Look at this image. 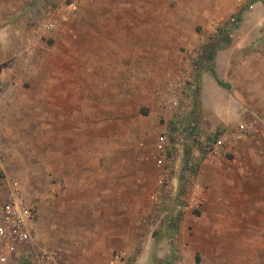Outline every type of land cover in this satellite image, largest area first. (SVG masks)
<instances>
[{
  "label": "rangeland",
  "instance_id": "rangeland-1",
  "mask_svg": "<svg viewBox=\"0 0 264 264\" xmlns=\"http://www.w3.org/2000/svg\"><path fill=\"white\" fill-rule=\"evenodd\" d=\"M2 1L8 15L0 16L1 63L11 68L10 79L20 83L10 82L14 95L0 99V112H10L18 129L26 126L21 129L24 135L8 138L7 152L12 179L24 185L37 212L32 239L38 226L50 244L86 240L87 246L96 245L106 254L107 264L124 249L114 241L122 219L128 225L127 264H133L147 237L168 247L178 241L180 223L188 220L184 242L193 264H264V130L252 133L244 123H235L222 131L240 126L246 139L235 147L232 142L218 157H208L206 144L221 132L214 128L202 136L206 119L199 108L204 74L215 80L214 72L234 101L264 87V0H84L74 15L68 14L69 0ZM48 10L55 11L56 30L27 56L23 43L28 30ZM112 37L120 41L122 37V43L117 50H103L100 46ZM104 55L111 57L110 80L97 68ZM79 64L86 72L92 65V75H97L95 81L86 77L82 98L73 103ZM136 71L143 73L142 85L131 80ZM179 74L188 81L172 117L179 125L176 137H171L173 153L164 160L155 144L170 115L161 109L166 106L168 83ZM4 84L0 90L7 87ZM62 90L63 99H57ZM53 112L65 114L57 119ZM57 121L68 130L64 137L70 146L49 151L52 171L47 172L42 143L44 137L57 138ZM259 123L264 125V116ZM47 125L49 134L44 136L42 128ZM189 125L197 134L194 140L185 135ZM23 140L28 143L21 146ZM73 146L81 153L90 150L94 158L82 159L81 153H73ZM121 146H129L128 190L111 195L106 189L112 184L101 177L120 173L118 167L115 172L106 166V157L112 158ZM58 151L61 159L69 153L70 167L61 177ZM205 161L219 162L218 193L201 183L199 172ZM187 162L197 168L191 180L186 179ZM141 174L143 181L131 180ZM81 175L97 179L83 182ZM209 209L221 213L216 221L219 230L207 231L203 213ZM249 220L255 231L245 227ZM42 261L46 259L32 252L11 264ZM163 264H172L171 257Z\"/></svg>",
  "mask_w": 264,
  "mask_h": 264
},
{
  "label": "crops",
  "instance_id": "crops-1",
  "mask_svg": "<svg viewBox=\"0 0 264 264\" xmlns=\"http://www.w3.org/2000/svg\"><path fill=\"white\" fill-rule=\"evenodd\" d=\"M6 15H8V12L4 7L3 1L0 0V16L6 17ZM101 48L104 49V46H102ZM110 58L111 57L104 55V58L101 59L102 61L101 64H103V66L101 64H98L99 66L97 67V68H100V71H99L100 75L104 76L105 79H108V80H110L113 77L112 67H109L111 65ZM132 67L133 66H131V68ZM128 68L129 66L127 67V69ZM10 69L11 68L8 67L6 64L1 63V58H0V84L6 83L4 84V86H7L3 90H0V99L2 97H8V98L13 97L14 93L12 92L13 89H11L12 87L10 85V82H13L15 84L14 86L19 85L20 83L16 78H14V80L10 79L11 74L9 73L13 74V72H11ZM92 69H95V68H93V66L90 65L88 68V72H86L82 64L78 65V70H77L78 76H76L77 79L74 80L75 82L73 83L72 94H71L73 103H75L76 101L79 102L81 100L82 98L81 94H82V91H84L83 90L84 86L86 85V77H88L89 79H92V77H94L93 81H95L96 79L95 76L97 74L92 75L93 74ZM14 74H16V76L18 75V73H16V70ZM134 75L131 76V80L132 81L135 80L136 84L141 83L140 85H142L144 82L143 73L136 71ZM4 81H7V82H4ZM226 88H228L227 85L225 84L224 86L219 85L216 82V80H214L212 77L207 76L206 74L202 76L200 80L199 108H200V111L205 115L204 118L206 119L205 122H203L201 125L202 136L203 135L208 136V134L212 132L214 128L218 129V131H220L221 133H227V132H232V131L238 132L239 131L238 127L240 126H236L230 131L228 130L225 132L222 131L223 129H226L235 123L237 124L244 123L250 129L249 131L250 132L252 131V133L259 132V131L263 132L264 125H261L259 122H260V118L264 116V87L263 88L255 87L254 89H251L253 91V94L250 95L249 98H243V97L237 98L235 99V101L232 100V97L229 95ZM63 90L61 92L60 91L57 92V99H63L65 95ZM137 95H138V91H137ZM204 99L206 101H204ZM216 104H217V111L215 109ZM161 112H166L165 107L161 109ZM64 114L65 112H53V116L55 115V118L57 119L63 118ZM48 115L49 114H46V117H45L46 119L49 117ZM11 120H12V116L10 112H0V154L4 157H7V159L5 158L6 160L5 175H7L9 178L12 179L14 173L11 171V169L9 168L10 166L8 164L9 158L11 157V154L7 152L10 149L9 146L7 145V144H10V142L8 141V138H10L12 134L17 135L16 133H20L24 135V132H21V129L25 128L26 126H21L18 129L16 127V123H13ZM96 129L97 128L94 127L91 130L94 135L97 132ZM66 131L68 130L65 129L64 123L57 121V124H56V132L58 134L57 138L54 139L53 136L47 137V138L44 137V141L42 143V150L45 152L46 155L44 156L45 159L43 160V165L47 172L52 171V161L50 158L51 154L49 153V151L52 150L54 146H57V150H60L61 145H63L66 148L70 146L69 144L70 140L68 141L67 139V142H66V138L64 137ZM107 132L108 131L105 129V133ZM73 133H74L73 141L75 140L77 141V138H75L76 133L74 132V129H73ZM82 133H86V131H83ZM42 134L44 136H47L49 134L48 125L42 128ZM245 135H241V137L238 140H236L235 143H233L232 145L235 147L241 144L243 142L242 140L246 139ZM4 137L7 138V141L3 140ZM20 143H21V146L22 145L24 146L25 145L24 143H28V141L25 142V140H23ZM73 145L75 144L73 143ZM72 149L75 155L76 153H81L82 151L81 150L79 152L78 149L75 150L74 146ZM120 149H121L120 152H116L114 155H112V158L106 157L107 159L106 166L114 168L115 172L118 171L117 170V167H118L120 173L119 174L110 173V174H106L101 177L102 179L108 181V183L112 184L108 189H106V192L110 193L111 195H115L116 193L123 195V193H126L128 190V183L130 180V176L127 174L129 171V164H130L128 155H127V151L129 152V146L127 147L121 146ZM59 152L60 151L57 152L58 158H59ZM93 152L95 153V150H93ZM81 154L83 155V157L81 156L82 159L85 157H86L85 158L86 160H91L90 158H94L90 150L88 151L87 154L84 152H82ZM113 156H115V158H113ZM67 157H69V153L64 152L63 159L59 158L58 160V163H57L58 167L59 168L63 167L61 170H59V172H57L59 177H61L62 174L65 171H67V169H69L70 167V162H67ZM142 157H144L143 154H142ZM60 160L62 161L59 163ZM80 165H82V162L80 163ZM73 168H75L74 165H73ZM200 168L201 169H200L199 175L201 178V183L209 187L210 191H215L216 193H218L217 192V173L219 170V162L210 161V163H206L205 161ZM80 179H82L83 182L87 181L88 183H91L93 182V180L97 179V177L96 178L94 176L85 177L84 175H81ZM135 179L137 182L139 181V179L140 181H143L144 176L142 174L140 176L134 175L131 178V180H135ZM1 183L2 182L0 181V193L3 192L4 190V187ZM90 189L91 188H89V190ZM243 210L246 213V209H243ZM82 211H85V210H82ZM218 211L219 210L209 209L203 213V217H206V220L209 222L208 227H207V231L209 232L214 231V230H219L220 223H217L216 221L218 217H220L221 213H219ZM120 223H121L120 224L121 226L118 232H115L114 237L116 240L114 241H115V246H120L124 249L118 250L114 254L120 251L127 252L124 246H127V240L129 237L128 225L127 223H123L122 219ZM188 224H189L188 220L187 221L183 220L180 223L179 230H178V233H179L178 241L170 244L168 247L167 246L163 247L161 245L157 246V244H154L153 242H151L152 240H147L148 238L147 237L145 239V246L143 250L141 251V254L136 258L133 264H163L164 259L167 257L168 258L171 257L172 264H193V260L191 258H188L186 255V244L184 242L185 241L184 236L186 234ZM244 225L245 227L248 228L249 232L251 231V228H252V231H255L256 229L255 223L252 222L251 224L250 220L248 221V223H244ZM36 227L37 228L35 231L37 233H36L35 239H32L34 250H35L34 253L36 254V251H39V250H45L48 254L51 255L48 258H44L46 259L45 263L44 261H42L41 263H44V264H105V259L108 258L106 254H104L100 250H97L98 248L96 245L87 246L86 240L79 241V242L69 240V241H64V242L57 243V244H50L47 239L45 240V233L38 226ZM249 236H251L250 233H249ZM252 238H253V242L255 243L256 241L255 234L252 235ZM81 239L83 240V238ZM111 257H110V260L107 262V264H111L110 263ZM216 261L219 262L220 261L219 258H217ZM17 262L19 263L20 261H17Z\"/></svg>",
  "mask_w": 264,
  "mask_h": 264
},
{
  "label": "built area",
  "instance_id": "built-area-1",
  "mask_svg": "<svg viewBox=\"0 0 264 264\" xmlns=\"http://www.w3.org/2000/svg\"><path fill=\"white\" fill-rule=\"evenodd\" d=\"M69 1L68 14L74 15L84 0ZM54 13L55 11L48 10L45 15L39 16L37 21L32 22L23 43L24 54L30 55L42 38L51 36L55 32L57 22L53 17ZM27 69L28 65L26 64L24 71H27ZM187 81L183 75H178L166 87L165 113L170 116L167 123L163 125L155 144L157 155L164 160L173 153L171 137L173 134L176 137L179 125L172 117L179 108ZM192 126L189 125L186 128L185 135L194 140L197 138V134H194L195 129ZM239 131L221 133L211 138L209 143L206 144L207 146L205 145L207 156L215 158L228 151L227 149L232 142L244 135L243 130L239 129ZM5 163V157L0 154V181L4 187L3 192L0 193V264H11L35 252L31 234L37 219V212L26 196L24 185L20 181L5 175ZM196 169L195 164L187 162L186 179H193L196 175ZM36 252L39 259L51 256L45 250ZM128 260L129 254L126 251H120L111 257L110 263L127 264Z\"/></svg>",
  "mask_w": 264,
  "mask_h": 264
},
{
  "label": "bare ground",
  "instance_id": "bare-ground-1",
  "mask_svg": "<svg viewBox=\"0 0 264 264\" xmlns=\"http://www.w3.org/2000/svg\"><path fill=\"white\" fill-rule=\"evenodd\" d=\"M120 39V38H119ZM119 39L117 38H114L112 37L111 39H107L105 40L104 42V48L106 47L107 49L109 48L110 50H117V45H118V42L120 41ZM121 39L123 40V38L121 37ZM122 40L120 41L122 43ZM99 43V42H98ZM103 43V42H102ZM102 47V46H100ZM104 50V49H103ZM113 54V53H112ZM111 54V55H112ZM69 115V114H68Z\"/></svg>",
  "mask_w": 264,
  "mask_h": 264
},
{
  "label": "trees",
  "instance_id": "trees-1",
  "mask_svg": "<svg viewBox=\"0 0 264 264\" xmlns=\"http://www.w3.org/2000/svg\"><path fill=\"white\" fill-rule=\"evenodd\" d=\"M254 2H257V0H253V1H252V3H254ZM212 76L215 78L216 82H217L219 85L224 86V84L216 78V75H215L214 72H212Z\"/></svg>",
  "mask_w": 264,
  "mask_h": 264
}]
</instances>
